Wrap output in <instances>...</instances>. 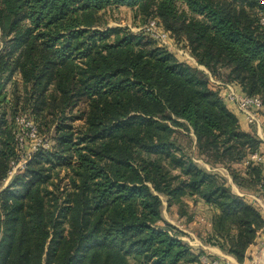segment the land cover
<instances>
[{
	"label": "trees",
	"instance_id": "1",
	"mask_svg": "<svg viewBox=\"0 0 264 264\" xmlns=\"http://www.w3.org/2000/svg\"><path fill=\"white\" fill-rule=\"evenodd\" d=\"M119 7L171 46L108 27ZM263 17L262 0H0V264H227L181 238L162 196L179 218L202 203L204 242L251 261L264 141L227 85L264 114ZM21 115L48 147L20 150Z\"/></svg>",
	"mask_w": 264,
	"mask_h": 264
},
{
	"label": "rangeland",
	"instance_id": "2",
	"mask_svg": "<svg viewBox=\"0 0 264 264\" xmlns=\"http://www.w3.org/2000/svg\"><path fill=\"white\" fill-rule=\"evenodd\" d=\"M104 20L107 21L108 27H127L135 32L140 28L137 26L138 21L134 20L133 11L127 7H119L108 10L104 15ZM199 68L203 70L205 69L202 66H199ZM7 87H10V83L7 84ZM31 143L34 144L35 142L31 141ZM183 143L186 144L185 141H183ZM198 162L200 165L206 167L204 161L198 160ZM216 170H218L217 172L221 175L224 174L229 178L227 171L223 168H217ZM10 179L11 176L6 181V184ZM162 199L164 202V218L183 232V235L181 236L183 240L195 247H203L207 249V251L213 256L224 260L221 258L222 256H217V254H215V252L225 254L224 252H222L216 246L206 244L203 240V237H206V232L210 229L212 215L211 211L206 206H204L202 203L192 205L189 201L192 208V213L194 214L193 218H179L174 208L171 210L167 208L166 198L162 196ZM250 254L252 256V260L247 261L246 264H264V239L260 241L256 247H253ZM224 261L226 262V260Z\"/></svg>",
	"mask_w": 264,
	"mask_h": 264
},
{
	"label": "built area",
	"instance_id": "3",
	"mask_svg": "<svg viewBox=\"0 0 264 264\" xmlns=\"http://www.w3.org/2000/svg\"><path fill=\"white\" fill-rule=\"evenodd\" d=\"M262 1L264 2V0ZM261 23L264 24V17L262 18ZM142 29L146 30L148 34L151 35V37L159 40L162 44L171 46L167 34L159 30L156 20L153 19L149 21L146 25L139 28V30ZM180 53L185 54L188 58H191L187 53H185L182 50L180 51ZM214 82L218 84H224L220 81H214ZM227 86H228V93H227L228 100L235 103L238 110L245 117V120H247L249 123L253 125L259 124L262 117L261 110L263 108V104L260 98L241 94L232 85H227ZM15 139L21 151L26 149V143L29 140L35 142L34 144H31L32 152L37 151L41 146L48 147L47 140H44L43 138L38 136L37 127L33 124V122L30 121L26 116H22V115L17 117V128L15 131ZM252 159L256 162L264 161L263 157L257 153L252 156ZM25 162L26 160L23 159L21 162L14 164V167L10 173L11 176L17 171V169L23 168ZM262 186L264 188V179L262 182ZM257 200L258 201L260 200V203L262 201L259 198ZM261 205L264 208V202L261 203ZM203 261L207 262L205 257L203 258ZM215 264H219V262L215 261Z\"/></svg>",
	"mask_w": 264,
	"mask_h": 264
},
{
	"label": "crops",
	"instance_id": "4",
	"mask_svg": "<svg viewBox=\"0 0 264 264\" xmlns=\"http://www.w3.org/2000/svg\"><path fill=\"white\" fill-rule=\"evenodd\" d=\"M255 129H256L257 135L264 141V114L261 117L260 123L255 125ZM205 165H206V168L210 169L209 165H207V164H205ZM229 179H230V182H231V186H232L233 192L236 193V194L242 195L243 191L239 187H237L235 184L232 183L231 178H229ZM259 202H260V200H259ZM261 203H263V202L261 201ZM215 254H217V256H222L221 258L226 260V262L228 264H239L237 262V260L234 257L230 256V255L222 254V253L220 254V253H216V252H215Z\"/></svg>",
	"mask_w": 264,
	"mask_h": 264
}]
</instances>
